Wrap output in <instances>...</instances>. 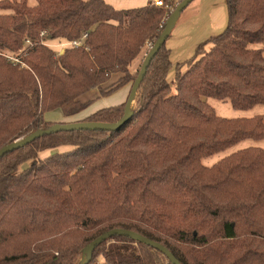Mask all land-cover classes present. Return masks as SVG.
Masks as SVG:
<instances>
[{
	"label": "trees",
	"instance_id": "obj_1",
	"mask_svg": "<svg viewBox=\"0 0 264 264\" xmlns=\"http://www.w3.org/2000/svg\"><path fill=\"white\" fill-rule=\"evenodd\" d=\"M225 2V29L177 64L170 82V51L161 47L119 129L52 133L0 158V264H80L84 249L111 230L148 238L179 264H264V150L201 164L264 139L262 115L225 119L203 100L236 110L264 106V0ZM174 8L172 0L128 10L104 0H1L0 50L27 69L0 57V149L53 126L45 112L76 115L88 105L83 95L106 96L133 82L141 67L130 73L133 60L159 38ZM52 42L69 47L55 52ZM124 108L81 122L113 124ZM60 146L71 150L21 169ZM99 258L171 264L117 235L96 246L88 264Z\"/></svg>",
	"mask_w": 264,
	"mask_h": 264
},
{
	"label": "rangeland",
	"instance_id": "obj_2",
	"mask_svg": "<svg viewBox=\"0 0 264 264\" xmlns=\"http://www.w3.org/2000/svg\"><path fill=\"white\" fill-rule=\"evenodd\" d=\"M1 1V0H0ZM86 1V0H84ZM107 4L111 5L113 8L117 10H128V9H135V8H141L144 7L145 5L148 4V0H107ZM172 1H179V0H172ZM195 1V0H194ZM196 2V3H195ZM193 5L191 6H197V2L199 0H196ZM36 3V0H27V4L29 6H34ZM190 6V5H189ZM227 10V8H226ZM185 11V10H184ZM182 13L184 15L185 13ZM227 24V12H226V17H225V26ZM222 31V30H220ZM214 33V32H210ZM218 32H215L214 35H217ZM214 35H209L208 37L214 36ZM52 45H49L51 49H53L55 52H58L62 50L63 48L69 47L68 44H58V42H52ZM258 46V45H256ZM27 45L24 46L26 48ZM151 45L149 43H146L139 55L133 60L129 71L130 73H136L143 62L146 54L148 53ZM23 48V49H24ZM208 49V48H207ZM16 54H13L9 52L7 49L0 50V57H3L6 62L13 66H19L20 69H27V66L24 64V62H21V59L19 60L20 62L14 63L10 57H16ZM26 56L24 54L22 56V59ZM174 74V69H171L169 74H168V81L170 82L172 80V76ZM118 79V75H113L110 79V81L105 85L106 87L109 85H112L116 80ZM133 82H130L129 84L125 85L128 86L129 88L127 89H122L120 88L119 90L108 94L106 96H102L98 90H92L89 93L83 95L80 99H82L83 102H88V105L78 114L73 115V116H66L61 110H52L44 113V120L48 123H53L54 124H71V123H77L81 122L82 120L88 118L92 114L96 113L99 110L106 109V108H112V107H117L121 106L123 107L124 104L127 102L129 94H130V87L132 86ZM124 86V87H125ZM171 91L174 93V87L171 85ZM95 92V93H92ZM203 100L211 106L216 114L219 117L225 118V119H237V118H251L256 115H262L264 117V106L257 105L253 107L252 109L249 110H236L233 109L230 102L228 101H219L216 99L212 98H203ZM135 107V101L132 104V109ZM246 148H259L264 150V139L261 141H252V140H245L237 143L236 145L222 151L219 153H216L212 156L203 158L201 160V164L205 167H212L215 165L217 162H219L221 159L236 153L240 150L246 149ZM71 150L70 146H60L54 149H47L42 152H40L37 156V158L31 162L25 163L21 169H24L28 167L31 163H34L37 160H42L46 157L52 156L54 154L58 153H64ZM85 257L83 256L82 260ZM100 263L103 264H109L102 260L101 258L98 259Z\"/></svg>",
	"mask_w": 264,
	"mask_h": 264
},
{
	"label": "water",
	"instance_id": "obj_3",
	"mask_svg": "<svg viewBox=\"0 0 264 264\" xmlns=\"http://www.w3.org/2000/svg\"><path fill=\"white\" fill-rule=\"evenodd\" d=\"M194 0H181L174 8L173 12L171 15L167 18L166 20V25L159 36V38L154 42V44L150 47L148 53L146 54L139 73L136 77V79L133 81L130 94L128 97L127 102L125 103V108H124V115L123 117L116 123L113 124H97L93 122H77V123H71V124H54L50 128L46 130H40L36 131L25 138H22L20 140H17L13 142L12 144H9L2 149H0V158L3 157L5 154L11 153L14 150L20 149L27 144H30L33 142L35 139L40 138L44 135H50L52 133H57V132H74V131H97V130H107V131H115L119 129L125 122H127L131 117H132V104L134 102L135 94L137 92V89L139 87V84L143 80L146 70L149 67L152 59L155 57V55L159 52L161 47L166 43L170 36V32L172 30L173 24L176 22V20L179 18L183 10L187 8ZM62 53V51L60 52ZM123 236L127 237L130 240L140 243L143 245H146L150 248H153L154 250L160 252L162 255L166 257V259L171 263V264H179V262L176 260V258L173 256V254L164 246L148 239L145 238L137 233L127 231V230H111L108 231L98 238H96L94 241H92L85 249H84V259L81 261L80 264H88L91 261V256L93 253V250L95 249L96 246H99L102 242L106 241L108 238L112 236Z\"/></svg>",
	"mask_w": 264,
	"mask_h": 264
},
{
	"label": "crops",
	"instance_id": "obj_4",
	"mask_svg": "<svg viewBox=\"0 0 264 264\" xmlns=\"http://www.w3.org/2000/svg\"><path fill=\"white\" fill-rule=\"evenodd\" d=\"M104 1L108 2L107 0ZM180 1H173V3L176 6ZM195 1L185 8V14L182 15V12L173 24L169 39L166 42V48L170 51L171 69H175L177 64L190 59L195 48L210 38L208 37L210 34L214 35L215 32L220 34L226 27L227 7L225 0H199L197 6H191ZM127 88L129 87L125 86L122 89Z\"/></svg>",
	"mask_w": 264,
	"mask_h": 264
},
{
	"label": "built area",
	"instance_id": "obj_5",
	"mask_svg": "<svg viewBox=\"0 0 264 264\" xmlns=\"http://www.w3.org/2000/svg\"><path fill=\"white\" fill-rule=\"evenodd\" d=\"M149 3H153L155 6H162V0H148ZM25 45L27 46H31V42L26 40L25 41ZM73 45H77L75 43H73ZM9 59H11L14 63H18L20 62L19 61V58L18 57H10ZM96 264H103V263H100L99 261L96 263Z\"/></svg>",
	"mask_w": 264,
	"mask_h": 264
}]
</instances>
